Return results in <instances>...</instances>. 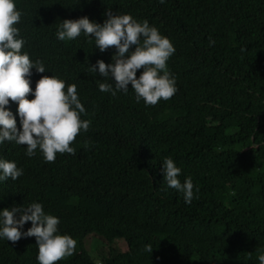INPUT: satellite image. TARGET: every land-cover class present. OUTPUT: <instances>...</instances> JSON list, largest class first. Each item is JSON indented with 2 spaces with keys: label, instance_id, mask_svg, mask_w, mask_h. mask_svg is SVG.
<instances>
[{
  "label": "trees",
  "instance_id": "trees-1",
  "mask_svg": "<svg viewBox=\"0 0 264 264\" xmlns=\"http://www.w3.org/2000/svg\"><path fill=\"white\" fill-rule=\"evenodd\" d=\"M14 2L22 13L15 25L25 40L21 52L40 59L46 70H32L30 87L51 74L65 82V89L74 84L85 108L81 119L91 123L70 142L75 154L57 160V153L52 162L39 150L26 156V145L1 147L0 157H20L26 170L14 188L0 185V209L40 199L62 215L58 231L74 238L76 246L54 264H97L83 240L92 233L110 243L125 238L129 245L127 251L111 245L102 264H259L264 0ZM106 10L147 20L169 38L175 52L166 65L177 88L170 99L146 106L136 101L130 84L128 92L115 96L97 90V76L83 63L90 54L101 56L94 39L83 33L71 41L55 38L60 20L87 16L103 23ZM164 157L181 169V181L191 177V203L163 183ZM47 178L56 182L43 196L37 185ZM29 227L25 223L23 231ZM34 244L32 237L0 240V264H37Z\"/></svg>",
  "mask_w": 264,
  "mask_h": 264
},
{
  "label": "clouds",
  "instance_id": "clouds-1",
  "mask_svg": "<svg viewBox=\"0 0 264 264\" xmlns=\"http://www.w3.org/2000/svg\"><path fill=\"white\" fill-rule=\"evenodd\" d=\"M21 15L14 0H0V148L26 145V156L32 157L39 150L46 162H52L57 153H60L57 160L63 153L75 154L70 142L79 132L87 131L91 122L81 119L85 108L74 84L65 89V82L51 74L41 76L34 89L30 87L32 70L36 73H46V70L40 59H30L28 52H21L25 40L15 26ZM105 16L103 23L91 21L87 16L60 20L55 38L71 41L83 33L85 38L94 39L101 56L90 54L83 63H88L89 71L97 76V81L94 80L97 90L115 96L118 91L128 92L130 84L136 101L143 100L146 106L155 105L160 99H170L177 88L176 77L166 65L175 52L169 38L147 20L138 21L129 14L111 10H106ZM209 43L214 41L209 40ZM141 68L137 77V70ZM109 80L111 83L106 82ZM84 146L88 147L86 141ZM19 161L20 157H0V185L14 188L21 181L26 167L23 172ZM161 162L163 183L181 193L185 203H191L194 198L191 177L185 176L181 181V169L171 157H164ZM55 182L54 178L42 179L37 189L45 196ZM62 219V215L43 200H20L15 206L0 209V240L15 243L22 237H32L37 264H54L71 256L76 246L74 238L58 231L64 226ZM25 223L31 227L23 231ZM88 235L83 238L85 244L86 240L91 243L100 239L107 246L106 251L101 250L106 247L103 246L94 254L91 246L86 245L92 257L98 259L97 264H102V254H109L111 245L121 250L115 245L117 240L126 244L127 249L121 251L128 250L125 238H116L110 243L98 234ZM152 249L146 245L144 250L151 253ZM257 259L259 264H264V251Z\"/></svg>",
  "mask_w": 264,
  "mask_h": 264
},
{
  "label": "rangeland",
  "instance_id": "rangeland-1",
  "mask_svg": "<svg viewBox=\"0 0 264 264\" xmlns=\"http://www.w3.org/2000/svg\"><path fill=\"white\" fill-rule=\"evenodd\" d=\"M86 245L91 246V250L93 251L94 254H96L99 248L106 246V243L100 239L93 240L91 243L90 242L88 243V241L86 240ZM115 245L119 247L121 250L127 249L125 242L122 240H117L115 242ZM106 249H107V246L103 247L101 250L106 251Z\"/></svg>",
  "mask_w": 264,
  "mask_h": 264
}]
</instances>
